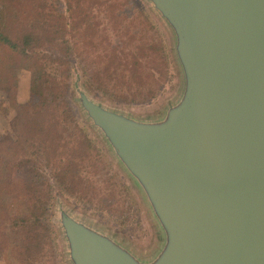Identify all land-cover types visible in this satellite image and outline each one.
<instances>
[{
  "label": "water",
  "instance_id": "obj_1",
  "mask_svg": "<svg viewBox=\"0 0 264 264\" xmlns=\"http://www.w3.org/2000/svg\"><path fill=\"white\" fill-rule=\"evenodd\" d=\"M180 91L160 114L78 102L141 191L161 239L138 252L65 211L71 264H264V0H145Z\"/></svg>",
  "mask_w": 264,
  "mask_h": 264
},
{
  "label": "rangeland",
  "instance_id": "obj_2",
  "mask_svg": "<svg viewBox=\"0 0 264 264\" xmlns=\"http://www.w3.org/2000/svg\"><path fill=\"white\" fill-rule=\"evenodd\" d=\"M59 7L67 25L65 37L70 42V53L66 56L69 64L61 67L62 73L58 77L68 85L64 101L71 107L79 127L94 141L100 157L84 153L78 140L80 144L74 140L67 143L70 149L75 147L77 152L66 150L55 162L66 177L67 188L59 182L56 171L43 163L42 171L48 178L50 190L44 222L51 231L54 264H71L59 223L60 211L135 251L148 252L162 236L134 180L83 113L76 89L82 86L93 99L124 114H160L167 103L177 97L181 87L182 76L175 56L173 36L145 0H93L84 5L78 20L75 15L71 18L66 0H60ZM140 10L150 16L151 23L158 31L154 39L165 49L171 68L169 79L159 47H155V51L149 48L151 35L142 30ZM63 51L65 53L66 50ZM55 67L59 68L57 65ZM108 68L110 73L107 72ZM42 71L43 65L33 58L21 57L16 62L17 105L0 94L1 136L13 135L11 124L19 117L17 106L31 101L32 81ZM99 71L100 75L94 77ZM135 71L139 80L132 84L130 79L134 78ZM113 73L119 74V77L116 79ZM138 84H142L141 87H137ZM47 119L42 121L50 124ZM79 152H83L82 157L77 154ZM72 179H75L74 183ZM6 201V190L0 184V209L10 207ZM47 260L50 261V258ZM0 264L15 263L10 261L5 250H0Z\"/></svg>",
  "mask_w": 264,
  "mask_h": 264
},
{
  "label": "trees",
  "instance_id": "obj_3",
  "mask_svg": "<svg viewBox=\"0 0 264 264\" xmlns=\"http://www.w3.org/2000/svg\"><path fill=\"white\" fill-rule=\"evenodd\" d=\"M66 1L71 18L75 15L78 20L84 5L93 0ZM59 5L60 0H2L0 7V94L17 105L16 62L21 57L43 65L40 76L32 81L31 101L17 106L19 117L11 124L13 135H0V184L10 203L9 208L0 209V250H5L15 264H54L51 231L44 222L50 190L43 163L56 171L59 182L67 188L66 177L55 162L66 150L77 152L75 147H68L72 140L81 143L84 153L100 157L94 141L79 127L64 101L67 83L58 79L61 67L69 64L66 56L70 53V42L65 37L67 25ZM139 14L142 30L151 35L149 48L155 51L159 47L169 79L171 68L165 49L154 39L158 31L149 15L143 10ZM133 75L132 84L139 80L136 71ZM83 152L77 154L82 157Z\"/></svg>",
  "mask_w": 264,
  "mask_h": 264
}]
</instances>
